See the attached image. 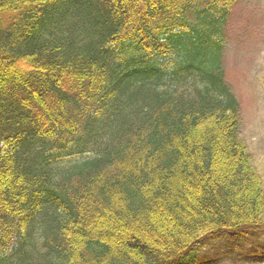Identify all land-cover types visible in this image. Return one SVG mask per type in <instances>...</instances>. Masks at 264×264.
<instances>
[{
    "label": "trees",
    "instance_id": "trees-1",
    "mask_svg": "<svg viewBox=\"0 0 264 264\" xmlns=\"http://www.w3.org/2000/svg\"><path fill=\"white\" fill-rule=\"evenodd\" d=\"M239 0H0V264H191L264 230L221 66Z\"/></svg>",
    "mask_w": 264,
    "mask_h": 264
},
{
    "label": "rangeland",
    "instance_id": "rangeland-1",
    "mask_svg": "<svg viewBox=\"0 0 264 264\" xmlns=\"http://www.w3.org/2000/svg\"><path fill=\"white\" fill-rule=\"evenodd\" d=\"M225 81L240 103L239 138L264 189V0H239L224 30ZM191 264H264V230L208 237Z\"/></svg>",
    "mask_w": 264,
    "mask_h": 264
}]
</instances>
